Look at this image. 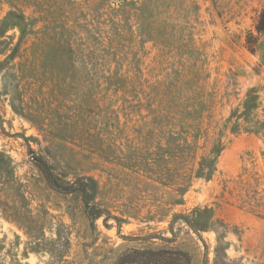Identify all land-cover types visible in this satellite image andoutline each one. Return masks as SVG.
<instances>
[{
  "label": "rangeland",
  "instance_id": "obj_1",
  "mask_svg": "<svg viewBox=\"0 0 264 264\" xmlns=\"http://www.w3.org/2000/svg\"><path fill=\"white\" fill-rule=\"evenodd\" d=\"M263 6L0 0V20L18 9L32 29L0 38V60L19 43L0 70V150L45 237H69L63 261L25 253L0 217V264H122L159 249L189 264H264V128L226 126L250 87L264 121ZM218 138L214 174L195 177Z\"/></svg>",
  "mask_w": 264,
  "mask_h": 264
},
{
  "label": "trees",
  "instance_id": "obj_2",
  "mask_svg": "<svg viewBox=\"0 0 264 264\" xmlns=\"http://www.w3.org/2000/svg\"><path fill=\"white\" fill-rule=\"evenodd\" d=\"M31 24L20 10H10L0 20V38L6 36V32L10 28H18L20 30V40L29 33ZM256 28L258 31H264V6L262 7ZM0 43H6L1 41ZM17 43L6 55L4 60H0V70L4 68L7 60L15 56V48ZM6 48H0V54L4 53ZM14 94H18L17 87L13 89ZM10 92V93H11ZM17 98L16 96H14ZM12 98L11 105L17 111L21 112L20 105L14 103ZM258 107V94L255 87L248 88L246 96L242 104L234 108L227 118L226 126L229 127L231 133L245 131L248 133L259 134L264 128V121L253 118L252 111ZM225 143L218 138L212 145L209 153L203 156L195 172V177L208 180L212 177L216 170L217 158L224 149ZM85 205L88 207L87 201ZM0 217L13 223L22 231L25 240V253L28 250L32 252L49 251L50 254L64 260V256L68 251L69 237L61 236L57 233V238L48 240L43 233V223L45 216L34 213L31 208L30 200L26 195L24 183L16 176L11 157L4 151L0 150ZM199 229L195 227V230ZM18 237V235H17ZM57 241V242H55ZM53 243H59V246ZM136 257L122 261V264H189L190 258L187 253L181 250H141L135 252Z\"/></svg>",
  "mask_w": 264,
  "mask_h": 264
},
{
  "label": "water",
  "instance_id": "obj_3",
  "mask_svg": "<svg viewBox=\"0 0 264 264\" xmlns=\"http://www.w3.org/2000/svg\"><path fill=\"white\" fill-rule=\"evenodd\" d=\"M31 159H33V160L39 162V159H38L36 156H34V155L31 156Z\"/></svg>",
  "mask_w": 264,
  "mask_h": 264
}]
</instances>
